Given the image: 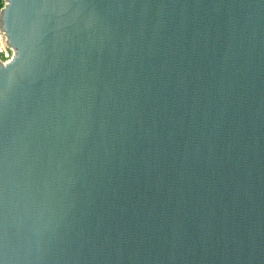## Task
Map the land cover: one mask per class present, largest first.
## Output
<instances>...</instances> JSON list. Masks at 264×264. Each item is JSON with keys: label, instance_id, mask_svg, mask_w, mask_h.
Masks as SVG:
<instances>
[{"label": "water", "instance_id": "obj_1", "mask_svg": "<svg viewBox=\"0 0 264 264\" xmlns=\"http://www.w3.org/2000/svg\"><path fill=\"white\" fill-rule=\"evenodd\" d=\"M0 264H264V0H3Z\"/></svg>", "mask_w": 264, "mask_h": 264}, {"label": "built area", "instance_id": "obj_2", "mask_svg": "<svg viewBox=\"0 0 264 264\" xmlns=\"http://www.w3.org/2000/svg\"><path fill=\"white\" fill-rule=\"evenodd\" d=\"M13 57V50L5 44V37L0 32V61L7 62Z\"/></svg>", "mask_w": 264, "mask_h": 264}, {"label": "rangeland", "instance_id": "obj_3", "mask_svg": "<svg viewBox=\"0 0 264 264\" xmlns=\"http://www.w3.org/2000/svg\"><path fill=\"white\" fill-rule=\"evenodd\" d=\"M3 5H4V1H3L2 5H0V9L2 8Z\"/></svg>", "mask_w": 264, "mask_h": 264}, {"label": "clouds", "instance_id": "obj_4", "mask_svg": "<svg viewBox=\"0 0 264 264\" xmlns=\"http://www.w3.org/2000/svg\"><path fill=\"white\" fill-rule=\"evenodd\" d=\"M2 3H3V0H0V5H2Z\"/></svg>", "mask_w": 264, "mask_h": 264}]
</instances>
